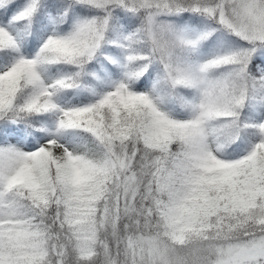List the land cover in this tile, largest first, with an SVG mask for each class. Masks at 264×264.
Listing matches in <instances>:
<instances>
[{
	"label": "snow or ice",
	"instance_id": "snow-or-ice-1",
	"mask_svg": "<svg viewBox=\"0 0 264 264\" xmlns=\"http://www.w3.org/2000/svg\"><path fill=\"white\" fill-rule=\"evenodd\" d=\"M0 264H264V0H0Z\"/></svg>",
	"mask_w": 264,
	"mask_h": 264
}]
</instances>
